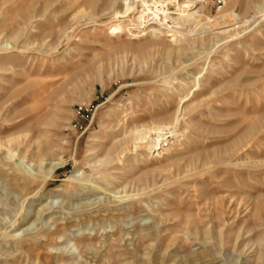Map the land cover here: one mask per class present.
Instances as JSON below:
<instances>
[{
  "label": "rangeland",
  "instance_id": "rangeland-1",
  "mask_svg": "<svg viewBox=\"0 0 264 264\" xmlns=\"http://www.w3.org/2000/svg\"><path fill=\"white\" fill-rule=\"evenodd\" d=\"M154 1L0 0V264H264V0Z\"/></svg>",
  "mask_w": 264,
  "mask_h": 264
},
{
  "label": "bare ground",
  "instance_id": "bare-ground-1",
  "mask_svg": "<svg viewBox=\"0 0 264 264\" xmlns=\"http://www.w3.org/2000/svg\"><path fill=\"white\" fill-rule=\"evenodd\" d=\"M136 1V0H135ZM146 1V0H145ZM147 1H152V2H155L154 0H147ZM194 1H197L198 2V0H194ZM132 4V3H131ZM134 5V4H133ZM132 6V5H131ZM132 9V8H131ZM130 9V10H131ZM132 12H134V10H131ZM130 11V12H131ZM140 14H142V15H139V16H136V18L138 19V22L140 23V21L141 22H144V15H145V13L143 14V12H140ZM140 24H142V23H140ZM159 28V27H158ZM161 28V27H160ZM157 29V28H156ZM148 32H155V33H158L159 31H156V30H153V29H151V30H149Z\"/></svg>",
  "mask_w": 264,
  "mask_h": 264
},
{
  "label": "built area",
  "instance_id": "built-area-1",
  "mask_svg": "<svg viewBox=\"0 0 264 264\" xmlns=\"http://www.w3.org/2000/svg\"><path fill=\"white\" fill-rule=\"evenodd\" d=\"M216 2L218 3L219 1L216 0Z\"/></svg>",
  "mask_w": 264,
  "mask_h": 264
}]
</instances>
